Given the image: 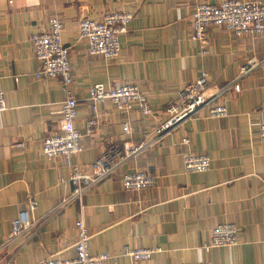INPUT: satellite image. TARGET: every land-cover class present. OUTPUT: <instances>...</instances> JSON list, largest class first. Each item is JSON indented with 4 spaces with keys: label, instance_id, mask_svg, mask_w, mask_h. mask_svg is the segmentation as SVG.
Wrapping results in <instances>:
<instances>
[{
    "label": "crops",
    "instance_id": "0c3cea01",
    "mask_svg": "<svg viewBox=\"0 0 264 264\" xmlns=\"http://www.w3.org/2000/svg\"><path fill=\"white\" fill-rule=\"evenodd\" d=\"M222 0H0V91L6 109L0 112V264H37L75 256L74 223L80 212L92 256L107 253L110 264H264V34L237 37L222 27L207 29L205 52L190 40V15L199 4ZM262 1L264 0H240ZM133 14L127 34L119 37L115 61L91 56L78 37V22L106 12ZM58 17L61 40L68 48L72 88L76 98L75 128L82 152L72 162L89 173L93 162L113 145L120 148L128 124L139 139L168 118V107L180 91L207 75V95L236 80L233 89L215 99L225 107L224 118L210 119L204 110L153 148L126 162L110 178L94 185L82 198L58 209L71 191V170L61 157L47 160L42 140L60 129L64 100L59 78L36 80L39 65L31 36L47 32ZM253 59L245 76L241 68ZM136 86L146 96L151 114L137 107L119 114L109 101L97 106L98 126L86 133L92 115L89 90ZM190 149L210 159L202 174L183 171ZM142 171L154 178L151 188L132 192L122 188L124 173ZM36 202L31 226L9 240L11 222ZM233 224L238 244L204 250L211 230ZM156 249L147 262H132L126 250Z\"/></svg>",
    "mask_w": 264,
    "mask_h": 264
},
{
    "label": "built area",
    "instance_id": "2783aa9c",
    "mask_svg": "<svg viewBox=\"0 0 264 264\" xmlns=\"http://www.w3.org/2000/svg\"><path fill=\"white\" fill-rule=\"evenodd\" d=\"M133 19L131 12H106L100 18H82L78 22V37L87 44V52L91 56H100L107 61H115L120 53L119 37L127 34ZM190 40L201 47L205 52L207 44V29L222 27L233 35L262 36L264 34V2L240 0H222L217 4H199L190 15ZM63 25L58 17L49 20V29L44 33L31 36L33 54L39 65L34 73L36 80L59 78L62 82L64 100L60 107V129L56 134L46 136L41 143V152L47 160L57 157L64 159L66 166L71 170L68 182L71 185L70 193L63 197L58 209L64 208L74 202L81 203L83 196L99 182L112 177L126 162L137 158L144 152L156 146L165 137L178 129L186 121L196 117L202 110L210 119L224 118L227 115L224 106L215 103V99L233 89L239 92L236 80L223 88H218L212 95H207V75L203 74L194 83L186 85L179 93L176 103L167 109L168 118L159 124L150 133H144L139 139L130 137L127 123L122 125L125 140L120 148L113 145L106 150L90 166V172L82 171L72 162L73 156L82 152L81 133L75 128L76 98L72 88V71L69 62L68 48L61 40ZM253 59L247 61L241 68L240 76H245L256 66ZM92 115L85 123L86 133L98 126L96 117L97 106L109 101L116 111L123 115L128 114L133 107L148 116L151 110L146 96L136 86L123 85L116 88H105L102 84L94 85L89 90ZM6 109L3 94L0 91V112ZM258 137L264 142V123L258 126ZM186 152L183 156V171L187 174H202L209 170L210 159L204 154H196L190 149V140L182 139ZM264 186V179L262 180ZM122 188L126 191L139 192L154 185V178L148 172L135 171L124 173L121 177ZM36 208L32 197L28 198L27 210L19 213L11 222L9 240L17 238L31 226L29 213ZM76 242L75 256L68 260L48 258L37 264H110L115 257L107 253L92 256L89 253V239L80 212L74 223ZM238 230L233 224H219L210 232V239L204 250L213 248H233L238 244ZM159 250L137 249L126 250L125 255L134 263L147 262L150 256Z\"/></svg>",
    "mask_w": 264,
    "mask_h": 264
}]
</instances>
